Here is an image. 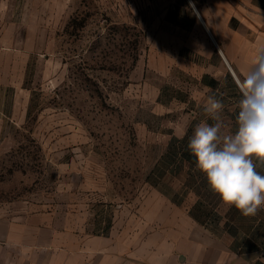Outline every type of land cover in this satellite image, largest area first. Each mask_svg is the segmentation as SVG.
<instances>
[{
  "label": "rangeland",
  "instance_id": "rangeland-1",
  "mask_svg": "<svg viewBox=\"0 0 264 264\" xmlns=\"http://www.w3.org/2000/svg\"><path fill=\"white\" fill-rule=\"evenodd\" d=\"M166 1L0 0V216L48 214L40 237L57 245L101 208H157L165 195L214 234L264 248V210L225 205L187 149L195 125L213 123L206 92L148 52Z\"/></svg>",
  "mask_w": 264,
  "mask_h": 264
},
{
  "label": "crops",
  "instance_id": "crops-1",
  "mask_svg": "<svg viewBox=\"0 0 264 264\" xmlns=\"http://www.w3.org/2000/svg\"><path fill=\"white\" fill-rule=\"evenodd\" d=\"M164 6L148 28V52L165 54V70L188 72L207 95L220 93L222 116L236 126V79L264 46V0H167ZM3 72L0 67V84ZM166 203L172 208H160ZM156 205L101 208L92 224L79 220L77 238L69 234L57 245L52 236L40 237L53 227L48 214L0 216V264H261L264 248H247L246 234H214L165 195ZM91 225L97 230L87 233Z\"/></svg>",
  "mask_w": 264,
  "mask_h": 264
},
{
  "label": "clouds",
  "instance_id": "clouds-1",
  "mask_svg": "<svg viewBox=\"0 0 264 264\" xmlns=\"http://www.w3.org/2000/svg\"><path fill=\"white\" fill-rule=\"evenodd\" d=\"M195 10V5H189ZM240 94L236 130L225 131L220 93L206 96L203 111L213 123L195 125L187 149L196 169L221 201L243 216L264 210V46L236 79Z\"/></svg>",
  "mask_w": 264,
  "mask_h": 264
}]
</instances>
